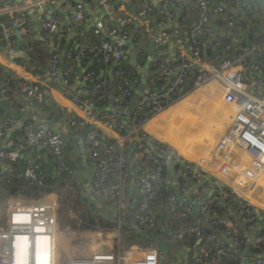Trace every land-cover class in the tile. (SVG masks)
Here are the masks:
<instances>
[{
  "label": "built area",
  "instance_id": "1",
  "mask_svg": "<svg viewBox=\"0 0 264 264\" xmlns=\"http://www.w3.org/2000/svg\"><path fill=\"white\" fill-rule=\"evenodd\" d=\"M42 1L22 0V4L17 5L0 0V16H8V21L0 20V43L9 59L13 60L17 51L15 31L19 37L30 34L23 17L24 7L27 4L41 6ZM158 1L162 23L167 26L175 19V9L183 0ZM261 1L264 7V0ZM192 5L196 12V25L189 34L187 45L189 54L202 63L204 61L201 57L202 38L206 37L219 48L222 58L218 62H207L206 66L199 64L196 68L189 59L175 60L154 56L151 63L157 78L164 82V89L157 91L144 88L134 104V109L127 111L123 109V103L125 98L132 97L134 88L118 86L115 94L111 95L112 106L108 110L98 111L97 118L108 128L123 133L125 141L132 149H138L149 156L150 168L144 171L137 168L133 176L136 209L132 221L143 230L144 235L152 237L158 233L161 236H168L171 241H178L187 234L194 235L196 241L200 240L198 251L192 256L197 264H212L215 257L231 250L238 253L241 263L248 261L247 253L251 252L254 264H264V227L245 242L243 248L235 231L224 227L225 241L229 243L226 245L222 236L205 232L199 219L185 229L171 230L160 211L162 192L168 188L165 180V156L170 153H173L175 162L182 163L178 174L181 191L186 190L190 177L202 181L198 193L192 197L182 196L176 201L174 206L180 207L184 211L183 214L188 212L191 202L198 201L214 189L206 201L216 205L217 197L232 199L235 216L247 226L246 229L251 228L257 218L256 209L249 203L246 195L264 176V78L261 75L264 72V34L263 38L243 45L238 44L233 34L235 29L248 20L251 23L257 22L255 0H193ZM152 10L153 4L144 1L139 7L138 14L145 17ZM75 11L71 24L51 11L44 12L41 16L39 21L41 41L42 44L50 46L51 59L42 74L34 72L35 77L40 78L44 74L54 84L59 83L62 78L69 75L67 64H64L65 58L71 59V64L74 65L85 54H90L96 62L104 64L114 61L119 66L123 62L121 57L124 48L121 42L112 43L108 40L84 46L78 53L71 51L61 53L62 40L65 39L70 27L80 28L86 19L83 6ZM211 16L216 18L224 16L227 31L220 34L211 27L209 25ZM115 22L121 28L127 24L120 17H117ZM52 28L56 29L58 36L55 41L50 42L48 34ZM102 29L109 33L108 22L102 23ZM171 35L177 42L181 41V30L178 27L172 28ZM222 39L227 43L224 44ZM29 50H32L31 46ZM193 68H196L193 84L187 92L182 93L181 89ZM115 73L125 78V71L122 68L118 67ZM131 81L137 82V78H132ZM81 83L82 87L78 93L73 94L72 100L76 105L89 108L95 105L93 97L105 98L112 86L103 78H95L93 71L88 69L83 73ZM3 84L0 86V94H6L9 85L14 84L19 89L26 90L35 101L46 98L45 91L38 84L30 85L15 73H9ZM66 93L71 91L67 89ZM186 99H192L194 104L185 106L183 101ZM180 103L183 110L181 128L185 125L192 127L188 142L196 143L193 147L194 157L190 160H186L163 142L153 143L142 129L152 117ZM147 109L149 117L144 115ZM15 122L8 120L0 125V135L8 123ZM127 123L130 127H127ZM84 125V121L75 117L70 118L58 129L46 124L40 131L35 132L32 125L26 124L24 126L26 136L22 140H10L5 148H0V165L9 166L14 154L31 152L24 171L16 173L17 177L22 178L24 188L27 190L33 182L46 178L66 180L65 178L77 177V170L67 160L66 135L72 133L77 136V131L83 129ZM207 125L209 129H213V134ZM158 129L160 130L159 127ZM82 139L88 148L87 161L94 168L93 177L87 185V194L92 197L99 196L106 206L103 208L98 203L97 213L104 214L107 211V217L116 223L113 230L92 232L97 231L99 235H114L113 248L105 244V240L110 239L108 236H101L103 239L101 241L85 234L84 240L83 237L69 238L67 249L70 250L65 251V245H60L57 198L51 193L37 198L13 196L7 200L6 221L4 225H0V264H17V237L20 239L26 237L28 240L26 264H39L38 238L47 239L44 250L46 256L48 255V264H159L161 253L158 248L143 247L138 243L125 248L123 242L121 226L125 223L124 188L128 179L126 155L118 144L102 140L94 130L86 129ZM43 149H48L53 160V167L50 169L43 165V159L39 156ZM167 205L168 208L173 206L168 202ZM16 215H27L28 219L17 221L14 219ZM82 232L77 231L78 234ZM211 251H214V258L210 255Z\"/></svg>",
  "mask_w": 264,
  "mask_h": 264
},
{
  "label": "crops",
  "instance_id": "2",
  "mask_svg": "<svg viewBox=\"0 0 264 264\" xmlns=\"http://www.w3.org/2000/svg\"><path fill=\"white\" fill-rule=\"evenodd\" d=\"M6 1L17 5L22 4V0ZM144 1L151 2L153 4V10L149 15L141 17L139 16L138 11L140 5ZM192 1L193 0H183L182 4L175 9V19L167 26H164L162 23V14L158 0H86V5L68 0H43L41 4L54 5V8L50 11L57 13L66 22H70V24L74 16V9L83 6L86 11V19L83 21V25L77 29L70 27L64 39V46L61 45V53L67 52L70 43L74 46L73 50L78 53L84 46L100 44L106 38L111 42V37L118 35L123 39L131 38V44L133 47L130 49V53L135 54L137 64L140 66L146 65L149 55L153 53V56H162L164 58L173 57L176 58L175 60L189 59L194 63L195 66H193L197 68L199 64L206 66L207 62H218L222 57L219 54V48L215 47L209 38L206 37L202 38L201 57L204 61L200 63L189 54L187 46L189 34L196 25V12L192 5ZM255 4L258 12L257 22L251 23L248 20L233 31V34L240 45L249 42V35L253 29L257 30L258 33L262 35L264 34V7L261 0H255ZM55 5H57V7H55ZM34 7V5L27 4V6L24 7V10L26 8L32 9ZM104 11L107 14L103 15L102 23L106 21L112 28L107 34L98 29L95 24L97 16ZM23 17L25 18L24 20L29 28L30 34L26 37H19L15 31V38L17 41L16 48L21 54L19 53L18 57H14L13 60L9 59L3 51L2 43H0V86L4 85L3 82L9 73H15L17 76L25 79L30 85L38 84L40 88L45 91L46 98L41 101H35L31 99L26 90L19 89L14 84L9 85L6 94H0V125H3L8 120L16 121L14 124L8 123L3 129V133L0 135V148H5L10 140H22L26 136L24 132V126L26 124L32 125L35 132H37L46 124L53 129H58L73 117L80 121H84L85 125L83 129L77 131V136L72 133H70L69 136L66 135L67 160L77 170V177L75 178L77 181V188L82 191L84 196L88 197V200L93 203L96 208L99 205H102L104 208L106 205H104L103 200L99 196H88L84 189L93 177L94 168L87 161V146L85 144L81 146L76 142V139L80 136L82 137L81 134H83L86 129H90L94 130L102 140H108L118 144L120 150H122L128 159L127 183L130 180V166L132 164L134 165V172L137 168L141 171L150 168L151 161L149 156L138 149H132L130 144L125 141L123 133L108 128L101 119L97 118L98 111L100 112L109 109L112 94L108 95L107 101L102 103L104 105L100 106L94 105L89 108L76 105L73 102V94L78 93V90L82 87L81 77L83 73L89 69L94 61L90 54L81 56L74 65L69 66V75L62 78L65 81L64 83L59 82L54 84L48 76L44 74L41 75L40 78L33 75L34 72L42 74V72L46 70L51 59V50L49 45L42 46V44L39 43L42 42L40 25L37 26L34 24V20L30 14L24 13ZM117 17L124 19L127 24L132 25V31L137 29L141 33V37L137 43H133L132 34H126L122 28L116 24L115 20ZM217 21L222 22V24H218ZM209 25L216 29L220 34L227 31L224 16H219L217 18L211 16L209 18ZM175 27H178L181 30L180 42H177L175 37H172L171 35L172 28ZM57 36L58 32L56 29L52 28L48 34V39L50 42L55 41ZM222 41L224 43L226 40L222 39ZM32 44H34V48L32 47ZM121 44L124 51H126L128 49L127 44ZM29 46L32 47V50H29ZM207 49H211L215 53L211 60H207L204 57ZM23 55H25V57H23ZM128 59L129 58H127V60ZM124 61L127 63L126 60ZM66 62L64 60V64ZM62 64L63 62L59 66L60 68H62ZM101 64L102 66L99 67L97 75L98 78L105 79L111 85H114L117 82L119 83V81L126 82L128 86L134 88L132 97H130L128 102L126 104L124 103L125 106H123V109L132 111L134 109V104L139 97L140 89L143 86L141 75L136 72L138 75L137 82L133 83L131 79L127 77L121 78L114 75V68L117 65L114 61L108 64ZM261 75L264 78V72L261 73ZM144 88H150L152 90L156 89L157 91L164 89V82L157 78L152 63H150L148 67L147 80ZM67 89L70 90L71 93H66ZM182 111L181 104H175L163 113L152 117L149 123L151 121L156 122L162 126L163 131L164 129L168 130V125H179L180 127L183 115ZM144 115L149 117L148 109L145 111ZM148 124L143 125V132L152 136V133L147 129ZM188 128L189 127L186 125V129ZM207 128L212 133L213 129H209L208 125ZM191 129H188L189 132L185 135L184 133H180L179 136L176 131V126H171L168 133L171 139L166 135L167 140L161 142L166 143L165 145L176 153H179L186 160H190V155H192V153L190 154L189 151L191 150V147L188 145L189 142L187 143L188 139L186 138L188 135L192 134V132H190ZM208 130L207 132H209ZM173 139H175V143L172 142ZM30 156L31 152L17 153L14 154V158L11 160L9 166L4 167L3 165H0V225H4L6 221L7 200L13 197L7 195L6 188L12 186V181L14 179L19 178L16 173L17 171H24L26 168V160ZM39 156L42 157L43 165L45 167L49 169L53 167V160L49 155L48 149H43ZM173 163L174 174L170 176L166 171L165 180L168 184V188L164 190V193H166L165 197L160 201V211L163 214L162 217L166 220V224L171 230L185 229L192 226L199 219L203 224L204 229L216 236H222L224 244L229 245V243L225 241V233H223V230L221 229L222 227H227L232 231H235L239 237L242 236V239L245 240L244 243L258 234V232L264 227V176L252 186L246 195L249 203L256 210L260 211L262 217L256 213L257 218L255 223H253L251 228L246 229L245 227L247 226L235 216L233 207L234 201L230 198L224 199L217 197V203L216 205H213L206 201L209 196L204 195L198 201L191 202L186 214H183L184 211L180 207L174 206L176 201L182 196L192 197L198 193L202 181L190 177L187 182L186 190L181 191L178 174L182 167V163L175 162L174 160ZM124 192V220L125 222L129 221L131 226L132 215L136 209L133 184L131 188L126 184ZM51 194L58 200L56 193ZM167 202L169 204L171 203V205L173 204V206L168 208ZM104 214L108 216L107 211H105ZM22 216L23 215H16L14 219ZM172 223H174L175 229H173L174 227H171ZM88 232H92V230L83 231L82 233L87 234ZM94 232L98 233L97 231ZM138 234L141 235L140 233ZM189 235L192 234H187L184 238L179 239L178 241H172L173 244H171L172 242L169 237L165 238L156 233L155 236H152V239L149 240L151 243L149 247L158 248L161 255L166 252L182 251L185 249L186 258H188L198 251L196 239L192 245L186 243L188 239L185 240V238L189 237ZM141 236H144V233ZM178 242H181L182 244L174 246V244ZM134 244H137V242ZM170 244L172 246H170ZM16 247V253L18 255L16 256L17 262L21 263L22 258L26 255L28 249V241L26 237L21 238V240L18 239ZM247 255L249 256L248 261L251 262V252H248ZM44 263L48 264V259L47 262L44 259H41L39 264ZM185 264L191 263L187 261Z\"/></svg>",
  "mask_w": 264,
  "mask_h": 264
},
{
  "label": "trees",
  "instance_id": "3",
  "mask_svg": "<svg viewBox=\"0 0 264 264\" xmlns=\"http://www.w3.org/2000/svg\"><path fill=\"white\" fill-rule=\"evenodd\" d=\"M0 20L2 21H8V16L7 15H2L0 16ZM218 24H222V22L217 21ZM108 26L110 30L112 29L110 24L108 23ZM122 30L126 34H132V39L133 43H137L139 38L141 37V33L135 29L133 30V26L126 24ZM263 38V35L258 33L257 30L253 29L251 30V33L249 35V42H252L254 40H258ZM108 40V38L104 39ZM109 41V40H108ZM223 42V41H222ZM42 44V42H39ZM65 43V40H62V46ZM227 41H224V44H226ZM246 44L248 42H245ZM42 46H45L42 44ZM32 47L34 48V44H32ZM69 49V50H68ZM74 46L69 44L67 51H71L72 53H76L74 50ZM87 55V54H85ZM215 53L211 49H207L205 51V58L207 60H211ZM63 58H65L63 56ZM67 61L68 59L65 58ZM65 61V62H66ZM71 59L66 62L67 67L69 68L71 64ZM102 66L101 62H96L95 60L93 63L90 65L89 69L90 71H93L95 78L98 76L99 72V67ZM120 67L125 71V77L132 79V78H137L138 75L136 71L133 69L131 65L128 63H125V61L121 62L119 66L116 65L114 68V75L117 77L118 76L115 73V70ZM123 78V77H121ZM90 87V84H88ZM118 86L122 87H128V84L126 82L119 81L116 84L111 86V89H109V94L114 95L115 92L117 91ZM108 96L105 98L99 99L98 97H93L92 101H94L95 105H104L102 103H105L107 101ZM130 97L125 98L124 103L126 104ZM123 103V106L125 104ZM70 134H68L69 136ZM153 143H157V140L155 138H152L148 135H146ZM70 164V163H69ZM76 177L74 178H65L66 180H62L61 178L58 180H52L49 178L43 179L42 181H37L33 182L29 190L24 188V183L21 180V178H16L12 181V186L6 188V192L8 196H24L27 198H37L43 194H49V193H56L58 196V221L60 224V227L63 228H69L70 230H75V231H84V230H101V231H106V230H113L116 228V223L114 220L109 219L105 214H100L97 213L96 207L93 203H91L88 200V197L84 196L82 191L77 188V181L75 180ZM164 190L161 195V199L165 197ZM171 227H174V223H172ZM222 230L224 229L223 227L221 228ZM121 232H122V238L123 242L125 244V248L128 247L131 243H138L143 247L151 245L150 239L152 237L144 235L141 236L139 235L136 231L132 229L130 226L129 221L125 222L121 226ZM205 232H209L205 229ZM152 236H155L152 235ZM165 238H168V236H164ZM239 237V236H238ZM187 240V244H193L195 241V237L193 235H189V237L185 238ZM239 241L241 242V247L244 248V241L242 239V236L239 237ZM172 242V241H171ZM173 244V242L171 243ZM170 244V246H172ZM182 244L181 242L175 243L174 246H179ZM169 246V245H166ZM242 248V249H243ZM210 255L212 258H214V251H211ZM212 264H241L238 253L236 251L231 250L226 252L223 255H220L218 257H215L212 261Z\"/></svg>",
  "mask_w": 264,
  "mask_h": 264
},
{
  "label": "water",
  "instance_id": "4",
  "mask_svg": "<svg viewBox=\"0 0 264 264\" xmlns=\"http://www.w3.org/2000/svg\"><path fill=\"white\" fill-rule=\"evenodd\" d=\"M19 1V0H18ZM21 1V0H20ZM68 1H71V2H76V3H80V4H83V5H86L85 2L81 1V0H68ZM55 7H57V5H55ZM52 8H54V5H51V4H44L42 6H35L34 8H26L24 10V13H27V14H30L32 19L34 20V24L35 25H39V21H40V18L41 16L43 15L44 12H47V11H50ZM73 12L75 13V9L73 10ZM99 14V13H98ZM107 14L105 11L100 13L99 16H97V18L95 19V24L96 26L98 27V29H100L102 32H104L105 34L106 31H104L102 29V17L103 15ZM111 42L112 43H115V42H121V43H124V44H127V47L128 49L126 51L123 52L122 54V61L126 60L127 63L129 65H131L133 67V69L139 73L142 77V83H143V86L141 87L140 89V92L143 91L144 89V85L146 83V80H147V74H148V67H149V64L152 62V59H153V53L149 55L148 59H147V63L146 65L144 66H140L137 64V61H136V58H135V54L134 53H130V49L133 47L132 44H131V38H127V39H123L121 37H119L118 35H115L113 37H111ZM20 53V51H16L14 53V57H18V54ZM21 54V53H20ZM173 56V54H172ZM23 57H25V55H23ZM127 58H129L127 60ZM173 58V57H172ZM176 59V58H174ZM117 64V62H115ZM196 71V68H193V71L190 73L187 81L185 82L184 86L182 87L181 89V92L182 93H185L189 90V88L192 86L193 84V79H194V73ZM263 77V76H262ZM61 83H64V79H61L60 80ZM156 90V89H155ZM251 91L253 92V90L251 89ZM112 106V104L110 103V106L109 108ZM62 125L59 127L61 128ZM127 127H130L129 126V123H127ZM83 135V134H81ZM141 135V134H140ZM76 142L78 144H80L81 146H83V139L82 137L80 136L78 139H76ZM165 159H166V171L167 173H169L170 176H172L174 174V169H173V166H174V163H173V153H170L169 155H166L165 156ZM133 167L134 165L132 164L129 168V175H130V180L129 182L127 183V185L131 188L132 187V184H133V176H134V170H133ZM85 191L88 193L87 191V186L84 188ZM213 190L214 189H211L209 192H208V196H210L212 193H213ZM256 213L259 214V216H261L262 214L260 213L259 210H256ZM262 217V216H261ZM264 225V223H263ZM131 227L134 231H136L137 233H140L141 235L144 233L142 229H140L137 224L134 222V221H131ZM260 232V231H259ZM258 232V233H259ZM200 240H197V247H198V244H199ZM167 257L169 258V260L171 261L172 264H185L187 261L190 262L191 264H197L193 261V257L190 256L188 258H186V253H185V249L182 250V251H174V252H169V253H164L163 255H161L160 257V260H159V264H162V261L163 259ZM241 264H254L253 261L249 262V261H245L244 263H241Z\"/></svg>",
  "mask_w": 264,
  "mask_h": 264
},
{
  "label": "rangeland",
  "instance_id": "5",
  "mask_svg": "<svg viewBox=\"0 0 264 264\" xmlns=\"http://www.w3.org/2000/svg\"><path fill=\"white\" fill-rule=\"evenodd\" d=\"M184 102V105L185 106H191L192 104H194V102H193V100L192 99H186L185 101H183ZM182 102V103H183ZM207 102V101H206ZM181 104V103H180ZM183 109H184V107H183ZM169 126V128L171 127V126H176V125H168ZM158 127L160 128V130L158 129ZM158 127H157V129L159 130V132L160 133H162V132H164L166 129H164V131L162 130V126L161 125H158ZM168 128V129H169ZM211 128H212V126H211ZM154 131L157 133V134H159L158 132H157V130L155 129V127H154ZM184 131V130H183ZM184 132H188V131H184ZM151 133V132H150ZM156 133H152V137H156L155 139L157 140V141H164L165 139H163V138H160ZM179 133H182L183 134V132H179ZM185 134V133H184ZM190 136V135H189ZM215 137H217V135L215 136ZM215 137L213 138V139H215ZM212 139V140H213ZM186 140V139H185ZM191 141V140H190ZM164 143V142H163ZM187 143H188V141H187ZM166 144V143H165ZM188 145L191 147V150L189 151L190 152V154L192 153L193 154V147L196 145V143H194V142H190V143H188ZM193 157H194V155L192 156V155H190V159H193ZM59 227H60V225H59ZM59 230L61 231V233H60V240H61V242H60V245L61 246H64V250L65 251H69L70 249L68 248L67 249V247H68V240H69V238H71V237H77V238H81V237H83V239L82 240H84V237L86 236L85 235V233H82V234H78L77 233V231L75 232V231H71L69 228H59ZM77 235V236H76ZM87 235L88 236H90V237H92V238H99V239H101V241H103V239L101 238V236H108L110 239H106L105 240V244H106V246L107 247H112L113 248V241L115 240V236L114 235H111V236H109V235H107V234H102V235H99V234H97V233H94V232H89V233H87ZM98 239V240H99ZM78 241H80V240H78ZM110 244H112V246L110 245ZM48 257V255L46 256V252L43 254V256L41 257V259H44L46 262H47V258ZM60 259H61V257H60ZM41 261V260H40ZM45 264V263H44ZM162 264H172L171 263V261L169 260V258H167V257H165L164 259H163V263Z\"/></svg>",
  "mask_w": 264,
  "mask_h": 264
},
{
  "label": "bare ground",
  "instance_id": "6",
  "mask_svg": "<svg viewBox=\"0 0 264 264\" xmlns=\"http://www.w3.org/2000/svg\"><path fill=\"white\" fill-rule=\"evenodd\" d=\"M158 125L159 124H157L156 122H154V121H151L149 124H148V127H147V129L151 132V133H156L155 131H154V127H155V129L157 130V132L159 133V134H157L160 138H163V139H165V140H167L166 139V135L169 137V129L168 130H165L164 132H162V133H160L159 132V130L157 129V127H158ZM184 126V125H183ZM188 127H189V125H187ZM180 127H182L181 125H180ZM179 127V125H176V131L178 132V135L180 136V131L181 132H183V133H185L186 134V132H184L185 130L187 131V129H186V125L183 127V128H180ZM192 127H190L189 129H191ZM180 130V131H179ZM184 130V131H183ZM184 134V135H185ZM191 137V134H190V136L188 135V137L186 138V139H188V138H190ZM170 139H171V137H169ZM173 143H175L176 141H175V139H173V141H172ZM264 185V184H263ZM28 219V216L27 215H23L22 217H18L17 219H15V220H17V221H26ZM18 239H20V238H18L17 237V239H16V243H17V240ZM27 239V238H26ZM21 240V239H20ZM44 240V241H43ZM28 241V240H27ZM37 243H38V247L40 248L39 249V259H38V263H40V260H41V257L43 256V254L45 253V250H44V248H45V246H46V243H47V239L45 238V239H40V238H38V241H37ZM26 253H27V251H26ZM16 256H18L17 255V253H16ZM27 261V254L26 255H24V257L22 258V262L21 263H18L17 262V257H16V262H17V264H26L25 262Z\"/></svg>",
  "mask_w": 264,
  "mask_h": 264
}]
</instances>
